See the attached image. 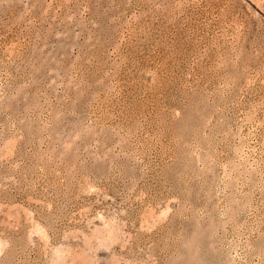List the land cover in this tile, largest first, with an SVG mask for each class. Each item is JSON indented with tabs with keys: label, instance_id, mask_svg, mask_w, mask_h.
I'll use <instances>...</instances> for the list:
<instances>
[{
	"label": "rangeland",
	"instance_id": "rangeland-1",
	"mask_svg": "<svg viewBox=\"0 0 264 264\" xmlns=\"http://www.w3.org/2000/svg\"><path fill=\"white\" fill-rule=\"evenodd\" d=\"M0 264H264V0H0Z\"/></svg>",
	"mask_w": 264,
	"mask_h": 264
}]
</instances>
